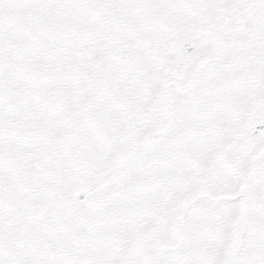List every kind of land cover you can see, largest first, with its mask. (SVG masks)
Masks as SVG:
<instances>
[{
  "label": "snow or ice",
  "instance_id": "obj_1",
  "mask_svg": "<svg viewBox=\"0 0 264 264\" xmlns=\"http://www.w3.org/2000/svg\"><path fill=\"white\" fill-rule=\"evenodd\" d=\"M0 264H264V0H0Z\"/></svg>",
  "mask_w": 264,
  "mask_h": 264
}]
</instances>
